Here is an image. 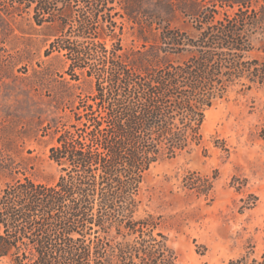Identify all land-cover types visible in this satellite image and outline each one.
<instances>
[{
	"label": "trees",
	"instance_id": "1",
	"mask_svg": "<svg viewBox=\"0 0 264 264\" xmlns=\"http://www.w3.org/2000/svg\"><path fill=\"white\" fill-rule=\"evenodd\" d=\"M126 24L139 46L122 43ZM38 41L67 67L36 61L23 76L29 90L49 91L62 112L75 101L70 81L92 76L94 91L41 127L54 138L55 182L8 173L0 261L178 264L163 216L143 208L141 184L154 163L202 144L217 101L264 87V0H0V78L16 80ZM240 201L250 209L257 196ZM261 233L259 253L248 245L228 264H264V218Z\"/></svg>",
	"mask_w": 264,
	"mask_h": 264
},
{
	"label": "rangeland",
	"instance_id": "2",
	"mask_svg": "<svg viewBox=\"0 0 264 264\" xmlns=\"http://www.w3.org/2000/svg\"><path fill=\"white\" fill-rule=\"evenodd\" d=\"M122 43L136 47L141 43L131 35L127 24ZM106 45H110L109 40ZM46 47L39 41L32 45L34 58L25 66L26 62L17 65L16 80L0 78V188L9 180V172L41 182L56 181L58 168L48 158L54 138L44 135L41 127L57 112L65 116L64 120L68 118L77 100L94 91L92 76L80 75L79 80L70 81L73 86L67 92L75 101H68L62 112L48 101L49 91L37 96L29 90L23 76L31 73L36 61L60 72L67 67L61 55L44 56ZM263 131L264 87L232 90L206 112L200 146L156 162L147 171L141 184L143 208L163 216L178 264H228L248 245L260 252L264 218ZM207 181L211 182L210 189L200 192L206 189ZM250 194L257 196L255 205L240 210V199Z\"/></svg>",
	"mask_w": 264,
	"mask_h": 264
}]
</instances>
